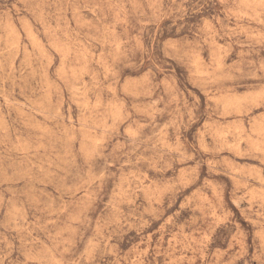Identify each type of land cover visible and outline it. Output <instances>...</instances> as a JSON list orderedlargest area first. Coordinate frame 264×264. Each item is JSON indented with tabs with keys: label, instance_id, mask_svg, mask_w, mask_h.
<instances>
[{
	"label": "rangeland",
	"instance_id": "374dc122",
	"mask_svg": "<svg viewBox=\"0 0 264 264\" xmlns=\"http://www.w3.org/2000/svg\"><path fill=\"white\" fill-rule=\"evenodd\" d=\"M0 264H264V0H0Z\"/></svg>",
	"mask_w": 264,
	"mask_h": 264
}]
</instances>
